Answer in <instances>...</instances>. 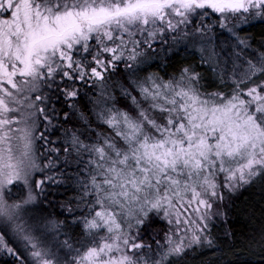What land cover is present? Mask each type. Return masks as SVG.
<instances>
[{"label": "snow or ice", "instance_id": "snow-or-ice-1", "mask_svg": "<svg viewBox=\"0 0 264 264\" xmlns=\"http://www.w3.org/2000/svg\"><path fill=\"white\" fill-rule=\"evenodd\" d=\"M234 213L264 258V0H0V264H228Z\"/></svg>", "mask_w": 264, "mask_h": 264}, {"label": "trees", "instance_id": "trees-1", "mask_svg": "<svg viewBox=\"0 0 264 264\" xmlns=\"http://www.w3.org/2000/svg\"><path fill=\"white\" fill-rule=\"evenodd\" d=\"M259 26L252 29V32H258ZM226 35V34H225ZM191 59L190 56H186L183 52L179 53L173 60V63L178 67L182 62V59ZM238 208L247 206H256L257 213L259 212L260 195L257 189H251L244 192L236 202ZM257 221H250L248 217L243 213H234L231 215L230 221L227 225L217 224L215 231L219 232L223 226H230L232 231L236 233V239L233 241L232 252L225 257L228 264H264V258L259 254L253 255L246 250L245 242L247 236L251 233V229ZM258 226V225H257ZM219 255V253H217ZM207 259L214 258L211 253H208L205 257ZM199 264V260L195 262Z\"/></svg>", "mask_w": 264, "mask_h": 264}]
</instances>
